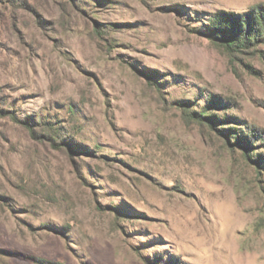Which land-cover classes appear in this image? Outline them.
I'll return each instance as SVG.
<instances>
[{
    "label": "rangeland",
    "instance_id": "374dc122",
    "mask_svg": "<svg viewBox=\"0 0 264 264\" xmlns=\"http://www.w3.org/2000/svg\"><path fill=\"white\" fill-rule=\"evenodd\" d=\"M257 5L0 0V264H264Z\"/></svg>",
    "mask_w": 264,
    "mask_h": 264
},
{
    "label": "trees",
    "instance_id": "16d2710c",
    "mask_svg": "<svg viewBox=\"0 0 264 264\" xmlns=\"http://www.w3.org/2000/svg\"><path fill=\"white\" fill-rule=\"evenodd\" d=\"M209 38L229 51H242L264 43V5L254 6L243 15L218 12L209 24ZM203 118L204 116H200ZM237 142L247 146L240 139ZM261 157L257 158L258 167Z\"/></svg>",
    "mask_w": 264,
    "mask_h": 264
}]
</instances>
